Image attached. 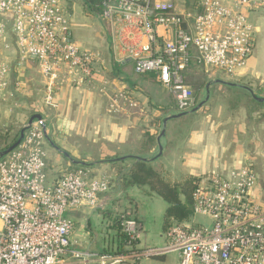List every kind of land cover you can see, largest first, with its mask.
Returning <instances> with one entry per match:
<instances>
[{"label": "built area", "instance_id": "2783aa9c", "mask_svg": "<svg viewBox=\"0 0 264 264\" xmlns=\"http://www.w3.org/2000/svg\"><path fill=\"white\" fill-rule=\"evenodd\" d=\"M70 1L0 0V47L11 49L8 37L14 36L22 58L37 63L48 99L63 82L80 86L99 74L97 53L76 41ZM95 1L112 23L117 60L131 62L139 75H153L180 112L197 104L188 70L244 74L257 44V21L264 20V0H195L183 10L174 0ZM10 74L8 59L0 58V94ZM112 106L118 108L117 100ZM48 125L46 117L35 118L21 143L0 157V264H120L169 252L179 254L177 264H264V208L252 196L257 174L250 162L228 174L199 176L191 219L171 222L163 246L136 249L138 224L121 214L129 252L77 248L70 213L82 206L104 209L111 183L84 165L51 179Z\"/></svg>", "mask_w": 264, "mask_h": 264}, {"label": "crops", "instance_id": "0c3cea01", "mask_svg": "<svg viewBox=\"0 0 264 264\" xmlns=\"http://www.w3.org/2000/svg\"><path fill=\"white\" fill-rule=\"evenodd\" d=\"M174 1L178 9L183 10L191 8L195 0H187L185 5H179L177 0ZM70 3L74 8L72 26L76 41L82 49L97 53V65L101 73L99 72L95 80L80 86L63 82L48 99L46 81L40 74L37 63L22 58L15 38L10 34L8 39L12 44L11 49L0 47V58L8 59L11 66L8 87L0 94V130L21 131L33 116L46 117L49 123L46 149L50 178L54 180L58 177L61 169L88 165L93 175L106 177L112 183L110 191L106 194L109 201L104 209L82 206L72 211L70 215L75 221L82 222L97 211L100 215L103 211L112 222H107L106 231H111V228L117 233L113 227L114 221L120 217L117 214H124L137 222L134 247L142 249L140 243L142 223L134 217L130 207L124 208L129 200L126 202L123 198L127 192L137 191L139 188L122 187L120 177L133 163V159L130 158L132 162L131 160L128 162L126 156L139 155L145 131L158 133V121L161 120L163 123L164 118L170 117L174 104L170 96L162 95L167 89L153 75H139L134 71L131 62L120 63L117 60L116 37L111 21L102 16V19L91 18L84 13L80 3L73 0ZM98 20L102 24L101 27H97ZM86 24L89 28L87 32L84 31ZM257 24L259 33L256 48L248 60L244 74L235 78H225L220 72L210 69L213 74L209 75L210 83L207 88L212 85L217 87L225 85L236 91L241 86L239 80L249 78L251 72L253 73L258 39L264 33V20L259 19ZM160 31L162 33V30ZM200 69L202 67L196 66L189 69L187 78L193 72H201ZM215 73L220 74L225 80L214 77ZM102 87H105L106 91L102 92ZM244 87L246 93H250L251 89L255 95L264 98V84L257 89V86ZM114 96L115 99L112 98ZM222 98L224 99L220 97L218 105L212 107L204 118L199 119L197 116L185 137L181 135L174 142L167 153V167L174 175L188 173L204 176L215 172L228 174L233 168L250 162L257 174L252 196L264 208V99L248 97L247 104H235L232 109H227L222 107L226 105L221 102ZM208 99L206 97L201 102L204 101L205 104ZM114 100H117L118 107L120 104L123 107L121 106L120 111L111 113L109 105L113 104ZM130 101L135 102L137 106H130ZM152 103H159L160 108L166 106L169 113L161 117L163 111L150 108ZM200 111L198 109L194 114ZM251 120H254L257 126L253 125ZM165 134L160 139L157 137L156 144L146 153V157L151 158L159 152V143L163 137L165 141L167 140ZM94 150L100 153L97 154ZM106 156H114V159H107ZM121 157L123 159H120ZM88 236L90 233L83 225L76 227L73 233L76 247L86 248L84 244L88 243ZM94 240L93 238L91 243L89 242L88 248L91 249ZM135 262L140 263L141 260Z\"/></svg>", "mask_w": 264, "mask_h": 264}, {"label": "rangeland", "instance_id": "374dc122", "mask_svg": "<svg viewBox=\"0 0 264 264\" xmlns=\"http://www.w3.org/2000/svg\"><path fill=\"white\" fill-rule=\"evenodd\" d=\"M73 1H76L81 4L84 10V13L87 16H90L91 18L95 17V18L102 19L101 11L96 9L94 7V4L90 3L91 1H87V0H73ZM177 1L179 5H185V2L187 3V0H177ZM90 17L89 19H91ZM87 24L84 30L85 32L89 30V28L87 27ZM97 25H98L97 27L99 26L101 27L102 25L99 20H98ZM253 69H254L253 73L251 72V75H249V78H242L241 80H239V83L241 84V86L239 87V90H236V91L229 89V87L225 85L222 87H217L215 85H212L211 87L207 88V85H209L210 83L209 75L213 74V72H211L210 69H206L202 67V69H200L201 72H199L200 74L198 72L191 73L188 77V83L194 91V96L197 102L195 107H197L201 103V101L204 100L206 97L209 98L208 101L199 109V111L201 110L200 111L201 116L199 117L200 113L194 114L191 122L189 120L188 123L185 122V120L183 121H181L180 119L175 120V117L169 118L166 123H164L165 118L163 120V123L161 122V120H159L158 129H157L158 133L156 134L154 133L156 138L162 137L161 132L163 129L167 132H169L171 129H175L177 130V132H179V135H183V137H185L187 133L190 131V128L193 126L194 122L196 121L197 116L199 119H201L202 117L204 118L208 113H210L212 107H215L218 105L220 97H224L225 100L222 98L221 102L226 103V105L225 106L222 105V107L227 108V109H232L235 104H241V105L247 104L246 102L248 101V97L254 98L255 94L251 89H249L250 93H246L247 91L245 92L243 88H245L244 86L253 87V88L257 86L256 87L257 89V88H260L264 84V81H263L264 80V33L261 34L258 39V46L255 52V60H254ZM99 72L101 73V70H99ZM215 76L221 79H224L218 73H215L214 77ZM251 83H253L254 85L251 86L250 85ZM163 94L164 96H167V95L170 96L172 100V104H174V107L172 110L173 113L169 115L173 116V115L181 113L177 109L174 96L171 95L167 90H165V92L162 93V95ZM112 98L115 99V96ZM140 105L142 107V104ZM48 106L49 107L51 106V102H49ZM121 106L122 104H120V107L117 108L116 106H112V103H111L109 105V111L111 113L120 111ZM160 106L161 105L159 103H152V105H150V108H154V109L156 108V110L158 111L161 110V112L163 111V114L161 115V117L163 115H167L169 112L167 111L166 106L164 108H160ZM189 113H194V112H189ZM255 116L257 117L258 113ZM251 123L253 125H256L254 123V120H251ZM20 133L21 131L17 129H15L14 132L13 131L10 132L9 130H4V129L0 130V150H4L8 146L13 144L14 141H16L19 138ZM147 133L152 134L149 130L145 131V135ZM145 135H144V139H146ZM160 143L164 149V147H166V141L164 137ZM141 146L143 147L144 145H141ZM94 152H96L97 154L100 153V151H95V150ZM159 153H160V150L158 153L155 154V156H158V158L160 157L159 160L163 162L166 168H168L167 167L168 154H163L160 156ZM135 154H137V152ZM113 157L106 156L105 158L114 159ZM133 157H136V155L130 156L129 158L127 157L126 160H128V162L131 160L130 162H132V159H134ZM99 158L100 157H98V159ZM151 158H153V156H151ZM96 159L97 158H93V160H96ZM62 170L63 169H61L60 171ZM179 175L180 174L176 176H179ZM135 188L136 189L139 188V189L137 191L135 190V191L127 192L126 196L125 197L123 196V198L126 200V202L129 200L124 208L130 207V210H133L134 217H137L138 220L141 221L142 223L143 228H142V232L140 235V239H141L140 243L142 245L141 248L143 249V248H149V247H160V246L165 245L166 243V238L164 235L166 231L165 212L168 207V202L165 201V199L161 197L160 195H158L156 192L152 191L148 185L139 186V187L135 186ZM118 215L121 216L120 213L117 214V216ZM197 221L203 222L205 221V219L202 218L201 216H198ZM107 222H111V220L109 219L108 215L103 214V211L101 212V215L97 211L90 218H86L82 222L75 221V223H77L76 227L79 228V227H82L83 225L84 229H86L90 233V236H88L87 238L88 243L84 244V241L82 242L86 248H88L89 242L91 243V241L94 238L95 242L92 243L93 245L91 247L92 250H104L106 252H112L116 250L117 243H118L117 236H116L115 231L112 230L111 228H110L111 231L109 232L108 230L106 231ZM140 260H141L140 263H136L135 261L137 260L135 258H131V259L121 262L120 264H177L179 261V254L177 252H169L165 254V256L151 255L148 257H142Z\"/></svg>", "mask_w": 264, "mask_h": 264}, {"label": "trees", "instance_id": "16d2710c", "mask_svg": "<svg viewBox=\"0 0 264 264\" xmlns=\"http://www.w3.org/2000/svg\"><path fill=\"white\" fill-rule=\"evenodd\" d=\"M90 3L94 4V7L100 10V7L97 6V1L92 0ZM193 115L194 113H187L175 117V120H185V122L188 123L189 120L191 122ZM165 135L167 137L166 147H164L160 156L167 154L173 147L174 142L179 136H181L175 129H171L169 132L166 131ZM145 137L146 139L141 143V145H144L145 147L141 146L139 155L133 157L132 165L121 174V186L126 188L130 186L148 185L152 191L163 197L165 201L168 202V207L165 212V228H167L173 221L184 222L190 220L194 212L193 191L197 185L199 176L188 173L176 176L164 166L163 162L159 160L160 157L153 156L151 159L146 157V153L156 144L157 138L154 134L150 133H147ZM137 156L142 158L137 159ZM113 225L117 232L118 243L116 250L110 253L129 252L130 249L126 247L129 243L130 236L122 230L120 217L114 221ZM132 243L135 246L136 239L133 240Z\"/></svg>", "mask_w": 264, "mask_h": 264}, {"label": "water", "instance_id": "95a60500", "mask_svg": "<svg viewBox=\"0 0 264 264\" xmlns=\"http://www.w3.org/2000/svg\"><path fill=\"white\" fill-rule=\"evenodd\" d=\"M183 26L185 27V25H183ZM254 97H255L256 99H258V100H263V99H264V98H260V97H258L257 95H254ZM207 98H208V97H207ZM203 104H204V101L201 102L197 107L193 108L191 111L181 112V113H179V114H176V115H173V116L167 117V118H165L164 123H166L167 120H168L169 118H171V117H179V116H182V115L187 114V113H189V112H195V111H197L198 109H200V107H201ZM40 117H41L40 115H37V116H33L32 118H30L28 125L25 126L24 128H22L19 138H18L13 144H11L9 147H7L6 149H4V150H0V157H1V156H4V155H6V154H8L10 151H12L14 148H16V147L21 143V141H22V139H23V136H24V133H25L26 129L30 126V124L32 123V121H33L35 118H40ZM164 134H165V130L163 129L162 132H161V135L163 136ZM159 139H160V138H159ZM159 147H160V153H159V154H161L162 151H163V146L161 145V143H159ZM137 157H138L137 159H141V158H142V157H139V156H137ZM120 159H123V157H121Z\"/></svg>", "mask_w": 264, "mask_h": 264}]
</instances>
